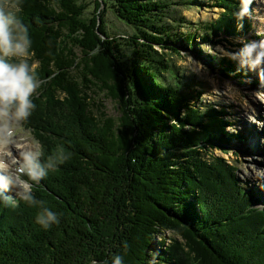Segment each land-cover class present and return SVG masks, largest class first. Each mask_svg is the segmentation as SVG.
Segmentation results:
<instances>
[{"label": "trees", "instance_id": "obj_1", "mask_svg": "<svg viewBox=\"0 0 264 264\" xmlns=\"http://www.w3.org/2000/svg\"><path fill=\"white\" fill-rule=\"evenodd\" d=\"M211 1L218 20L202 34H180L192 22L173 7L203 1L98 0L85 20L78 0H19L33 75L43 81L25 128L42 160L61 149L69 158L31 182L59 224L46 230L36 223L41 206L0 200V264H112L115 256L123 264H264L263 210L252 207L235 166L207 156L243 136L229 132L224 111L197 105L200 94L184 90L187 77L156 49L182 56L197 40L251 34L238 16L242 0ZM104 6L135 30L133 39L111 35L105 12L97 14ZM210 58L225 76H248L237 60ZM103 95L119 119L107 116Z\"/></svg>", "mask_w": 264, "mask_h": 264}, {"label": "rangeland", "instance_id": "obj_2", "mask_svg": "<svg viewBox=\"0 0 264 264\" xmlns=\"http://www.w3.org/2000/svg\"><path fill=\"white\" fill-rule=\"evenodd\" d=\"M97 1L78 0L85 7V20L93 18L95 15ZM201 1L206 4L204 7L189 5L173 7L176 10V18H183L185 19L184 21L192 22V26L182 27L180 34H184L190 29L192 34H202V31H198L199 27L215 23L218 20L221 10L213 7L211 0ZM252 2V8L249 7V14L245 15L249 23L252 24L251 34L246 39L232 41L231 37L220 33L211 38L213 41L211 43H202V41L197 40V50L195 49L192 52L183 50L182 56H174L168 51H163L161 47H156V49L159 53H163L162 55H164L166 61L172 64L180 74L188 78L183 79L184 77H181L182 83L186 84L184 90L189 94H192V92L200 94V98L196 101L197 105L205 108L213 107L217 112L224 111L226 120L232 125L228 127L229 132L239 135V137L243 136L241 144L232 142L231 145L226 147V151L207 149L209 151L207 156L222 158L229 166H235L237 168L235 180H238L246 188L247 192L253 193L255 200L251 203L252 207L257 210L259 206L264 212V65L252 69L248 66H241L238 59H232L230 56V54H233L230 52L231 50L237 53L242 49L243 44L264 42V24L259 26V19H264V0H252ZM262 8L263 12L261 13ZM102 12H105L108 30L113 37L119 36L124 39H133L134 29L120 20L113 11L107 10L106 6L98 11L97 14L102 15ZM167 22L170 25H177L171 19ZM229 42L233 43V46ZM75 52L81 54L79 48H76ZM212 56H216L219 59L227 58L231 61L237 60L239 64L238 70L243 72L246 69L248 76L242 73L236 77L225 76L222 74V68L210 58ZM29 63L30 65H36V71L38 64L31 62V59H29ZM193 81L195 84L194 88ZM188 84H191L192 88ZM103 101L107 108V116L119 119L121 115L118 105L107 97H104ZM29 123L30 117L23 122L15 137V144L20 142L18 144L21 147V149H18L19 154L5 150V153L8 152V154L0 156V160L7 165L10 173H14L19 166L21 162L20 153L37 142L31 131L25 128V125ZM23 178L27 179V177ZM0 191H3L11 199L18 197L16 190L11 187L6 190L0 189ZM0 200L3 201L2 199ZM170 235L168 233V238ZM156 240L160 241L159 237ZM106 242L104 241V243Z\"/></svg>", "mask_w": 264, "mask_h": 264}, {"label": "clouds", "instance_id": "obj_3", "mask_svg": "<svg viewBox=\"0 0 264 264\" xmlns=\"http://www.w3.org/2000/svg\"><path fill=\"white\" fill-rule=\"evenodd\" d=\"M251 3L252 0H242L238 13L240 19L249 14L248 6ZM20 11L19 0H0V154H7L4 150L15 143L17 131L32 115L36 107L32 97L43 83L33 75L36 65L29 63L30 56L34 55L30 52L32 41L28 27L18 18ZM230 56L238 59L241 66L255 69L264 65V42L245 44L239 52ZM20 157L21 162L14 173H10L7 165L0 160V189L11 187L22 201L32 206H41L36 223L47 230L59 224V217L43 207V201L36 200L31 182L39 183L48 175L49 169L69 157L61 149L58 156L42 160L39 142L22 151ZM0 199L7 201L9 197L0 191ZM92 264H96V261H92ZM112 264H123L122 257L115 256ZM149 264H156L155 259L149 261Z\"/></svg>", "mask_w": 264, "mask_h": 264}, {"label": "bare ground", "instance_id": "obj_4", "mask_svg": "<svg viewBox=\"0 0 264 264\" xmlns=\"http://www.w3.org/2000/svg\"><path fill=\"white\" fill-rule=\"evenodd\" d=\"M263 12V8L261 9V13ZM261 24H264V19H262V18H260L259 19V26L261 25ZM259 28H261V27H259ZM264 30V29H263ZM262 33V32H261ZM263 70V69H262ZM262 127V126H261ZM18 144H20V142L19 143H14V145H10L7 149H5V150H7V151H13V153L14 154H19V151H18V149H21V147H19L18 146ZM5 150H4V152H5ZM6 151V152H7ZM7 154H8V152H7ZM2 154H0V156H1Z\"/></svg>", "mask_w": 264, "mask_h": 264}]
</instances>
